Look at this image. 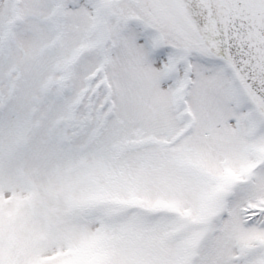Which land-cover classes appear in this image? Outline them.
Here are the masks:
<instances>
[{
  "label": "snow or ice",
  "instance_id": "1",
  "mask_svg": "<svg viewBox=\"0 0 264 264\" xmlns=\"http://www.w3.org/2000/svg\"><path fill=\"white\" fill-rule=\"evenodd\" d=\"M0 264H264V0H0Z\"/></svg>",
  "mask_w": 264,
  "mask_h": 264
}]
</instances>
